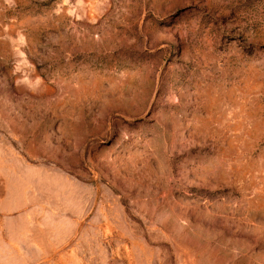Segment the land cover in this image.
<instances>
[{
    "label": "rangeland",
    "instance_id": "1",
    "mask_svg": "<svg viewBox=\"0 0 264 264\" xmlns=\"http://www.w3.org/2000/svg\"><path fill=\"white\" fill-rule=\"evenodd\" d=\"M42 234L264 264V0H0V264Z\"/></svg>",
    "mask_w": 264,
    "mask_h": 264
},
{
    "label": "crops",
    "instance_id": "2",
    "mask_svg": "<svg viewBox=\"0 0 264 264\" xmlns=\"http://www.w3.org/2000/svg\"><path fill=\"white\" fill-rule=\"evenodd\" d=\"M9 232H11V230ZM38 239L39 244L34 242L35 246L26 247V249L30 250L34 249L39 252L44 251V253H41L37 258L38 260H41L38 264H87L83 254L76 253L74 245L77 247V243L72 245L71 243L67 244L66 241H63L59 242L60 247H55L54 239L52 240L51 237L46 234H42L41 237L38 236ZM78 245H82V242L78 243ZM69 251H72L73 253L71 252L70 254Z\"/></svg>",
    "mask_w": 264,
    "mask_h": 264
}]
</instances>
